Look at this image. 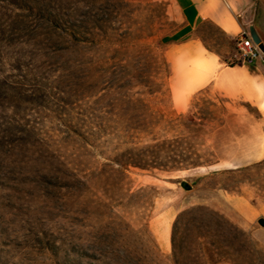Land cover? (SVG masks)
Wrapping results in <instances>:
<instances>
[{"label": "rangeland", "instance_id": "obj_1", "mask_svg": "<svg viewBox=\"0 0 264 264\" xmlns=\"http://www.w3.org/2000/svg\"><path fill=\"white\" fill-rule=\"evenodd\" d=\"M74 1L57 34L28 0H0V264H174V222L195 205L221 212L264 251V155L231 162L264 148V135L213 130L228 107L258 110L214 86L173 87L168 48L182 21L169 0ZM248 7L264 41V0ZM196 33L231 65L238 39L211 21ZM199 69L181 82L199 83ZM161 114L158 136L198 130L189 141L212 162L123 172L76 133Z\"/></svg>", "mask_w": 264, "mask_h": 264}, {"label": "trees", "instance_id": "obj_2", "mask_svg": "<svg viewBox=\"0 0 264 264\" xmlns=\"http://www.w3.org/2000/svg\"><path fill=\"white\" fill-rule=\"evenodd\" d=\"M74 2L28 0V5L31 9L41 11L58 34L62 29L60 22L63 17H74ZM179 38L174 35L171 40ZM164 118L165 115L161 114L158 117L146 115L137 119H111L109 124L125 129L76 133L123 172L131 168L149 172H174L212 162L201 152L202 148L189 141L200 137L198 130H193L191 139L188 136H158L154 130ZM225 121H218L213 130L222 126ZM148 137L150 138L147 139ZM172 245L174 264H264V251L256 247L250 236L221 212L206 205L191 206L179 212L173 225Z\"/></svg>", "mask_w": 264, "mask_h": 264}, {"label": "crops", "instance_id": "obj_3", "mask_svg": "<svg viewBox=\"0 0 264 264\" xmlns=\"http://www.w3.org/2000/svg\"><path fill=\"white\" fill-rule=\"evenodd\" d=\"M179 12L182 26L176 32L180 35L177 40H172L168 48V61L171 68L172 84L176 89H203L214 86L228 102L244 101L254 106L259 116L239 108H229L225 123L215 131L229 127H239L242 136L250 133L264 135V57L253 64L229 65L218 53L209 49L204 41L198 37L196 28L201 22L211 21L235 40L240 34L249 29L254 19L246 20L250 0H169ZM223 22H228L226 27ZM259 34L262 35L260 26L254 23ZM200 67V82L183 83V70L196 72ZM246 118L244 125L243 116ZM241 121H240V120ZM243 139V137H242ZM218 149H220L218 147ZM264 148L252 152L240 151L233 156L231 162L236 166L247 164L255 158L264 155ZM220 264H233L223 262Z\"/></svg>", "mask_w": 264, "mask_h": 264}, {"label": "built area", "instance_id": "obj_4", "mask_svg": "<svg viewBox=\"0 0 264 264\" xmlns=\"http://www.w3.org/2000/svg\"><path fill=\"white\" fill-rule=\"evenodd\" d=\"M264 57V53L255 43L250 31L245 30L238 39V52L231 64H253Z\"/></svg>", "mask_w": 264, "mask_h": 264}, {"label": "water", "instance_id": "obj_5", "mask_svg": "<svg viewBox=\"0 0 264 264\" xmlns=\"http://www.w3.org/2000/svg\"><path fill=\"white\" fill-rule=\"evenodd\" d=\"M249 31H250V35L251 37L253 38V40L255 41L256 44H258L259 48L262 50V52L264 53V41L261 37V35L259 34L257 28H256V25L254 23H252L250 26H249ZM185 186L187 188H189L190 186L188 184H185ZM258 222L264 226V218H260L258 220Z\"/></svg>", "mask_w": 264, "mask_h": 264}, {"label": "bare ground", "instance_id": "obj_6", "mask_svg": "<svg viewBox=\"0 0 264 264\" xmlns=\"http://www.w3.org/2000/svg\"><path fill=\"white\" fill-rule=\"evenodd\" d=\"M223 24L227 27H229L230 26V24L228 23V22H223Z\"/></svg>", "mask_w": 264, "mask_h": 264}]
</instances>
